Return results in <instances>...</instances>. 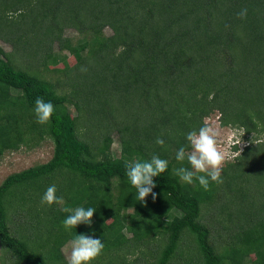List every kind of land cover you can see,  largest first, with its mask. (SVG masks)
<instances>
[{
    "label": "trees",
    "instance_id": "trees-1",
    "mask_svg": "<svg viewBox=\"0 0 264 264\" xmlns=\"http://www.w3.org/2000/svg\"><path fill=\"white\" fill-rule=\"evenodd\" d=\"M0 39L13 46L0 47V156L53 144L0 183V264H67L62 247L81 233L105 245L90 264H264V0H0ZM37 97L55 106L45 125ZM215 112L247 143L205 191L173 174L190 168L175 153ZM152 154L168 168L142 203L125 162ZM53 184L63 204L42 205ZM62 207L95 208L92 224L65 230Z\"/></svg>",
    "mask_w": 264,
    "mask_h": 264
},
{
    "label": "clouds",
    "instance_id": "clouds-1",
    "mask_svg": "<svg viewBox=\"0 0 264 264\" xmlns=\"http://www.w3.org/2000/svg\"><path fill=\"white\" fill-rule=\"evenodd\" d=\"M237 15L241 19L246 18L247 9H242ZM81 71H86V69L82 67ZM34 105L33 111L36 122L41 125L47 124L55 112V106L41 97L35 99ZM219 135V128L210 123H204L198 129L194 128L188 131L185 134V139L190 150H186L184 146H181L175 153V159L178 162L187 161L190 168H175L173 174L187 184H193L194 181L198 182L199 186L205 191L209 190L210 181L217 184L222 183L221 172L226 153L218 147ZM155 143L163 147L165 141L157 137ZM235 144L239 146L241 139L237 140ZM168 163V160L161 159L157 154H152L149 160L125 162L126 176L136 189L137 199L140 202H145V198L149 194H151L153 200L156 199L157 194L153 192L156 183L153 177L164 173L168 168ZM56 192L55 184L47 187L41 197V204L49 206L54 203L63 204V197L57 196ZM61 211L69 213L62 221V225L65 230H70L79 224L90 226L96 209L92 207H76L75 209L62 207ZM104 246L100 238H93L91 235L83 233L76 234L70 241L67 264H90V261L102 253Z\"/></svg>",
    "mask_w": 264,
    "mask_h": 264
},
{
    "label": "rangeland",
    "instance_id": "rangeland-1",
    "mask_svg": "<svg viewBox=\"0 0 264 264\" xmlns=\"http://www.w3.org/2000/svg\"><path fill=\"white\" fill-rule=\"evenodd\" d=\"M9 9L10 8L8 5L4 6L2 14L4 15V11H7V16H10L9 18H15L18 16V13H14L13 11H8ZM103 31L105 35H108L110 33V29L108 27H106ZM63 36L70 37L73 40L81 37V35L78 32H76V30H74L73 28L64 29ZM0 47L6 53L13 54L12 53L13 46L9 42L0 39ZM52 48H53V52H59L61 46L58 42H55ZM61 50L62 53L67 54L68 64L69 65L75 64L74 57L71 54H69L66 50L63 51V48ZM62 67L63 64L60 62L57 65L49 66V68H62ZM42 76L46 79L51 80L53 83L57 82L55 78H61L59 79L60 81H58L60 82L58 86V91L60 93H67L69 91V87H68L69 84L68 82H66L67 77L64 74L49 73V71L46 72L42 68ZM70 110L73 113L72 108H70ZM205 123H210L213 126H217L219 128L220 135L218 137V147L226 153V159L223 165L226 162L231 161L234 158V156L237 154V152L232 149L233 143H236L237 140L239 139H241V144L239 145V147L247 143L245 140H243L242 131L240 129L233 128L230 126H221L219 124L217 112L206 117ZM112 139H113V143L111 150L113 151L114 155H116L119 152V142L116 133L112 135ZM52 151H53V144L51 140L42 139L40 141H36L34 144L32 143L30 146L22 145L18 150L4 152L3 155L0 156V183L2 180H4V178L8 174L23 170L25 168H28L36 164L47 162L52 156ZM70 241L71 239L68 240L62 247L63 254L66 257V259L70 252Z\"/></svg>",
    "mask_w": 264,
    "mask_h": 264
}]
</instances>
